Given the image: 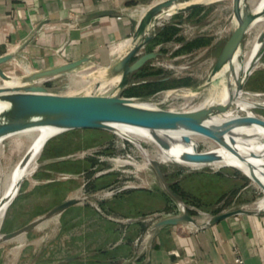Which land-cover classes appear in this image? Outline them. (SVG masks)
Masks as SVG:
<instances>
[{
    "label": "rangeland",
    "instance_id": "1",
    "mask_svg": "<svg viewBox=\"0 0 264 264\" xmlns=\"http://www.w3.org/2000/svg\"><path fill=\"white\" fill-rule=\"evenodd\" d=\"M263 4L264 0H244L245 10L260 9ZM222 6H226L223 16L228 24L235 21L231 0ZM221 40L218 48L194 49L157 48L154 40L135 58L149 52L162 54L148 60L124 89L122 73L113 74L110 66L94 63L44 84L56 94L121 93L137 103L154 99V107L175 111H194L208 101L221 103L226 88L229 94L264 106V17L244 36L235 58V76L226 66L211 84L195 91L211 74L224 47ZM0 66L15 80L37 72L25 70L20 61ZM251 111L264 119V107ZM24 135L0 141V200L5 197L7 176L33 144L32 137ZM215 148L210 140L199 139L200 153ZM164 150L159 142L137 144L105 129H71L52 136L41 150L38 168L21 181L4 213L0 264H125L141 257L154 228L167 218L189 216L192 222L184 219L165 225L199 226L220 213L261 209L257 203L264 192L243 170L170 161L164 159ZM71 199L76 202L55 211ZM41 219L49 220L46 226L41 222L24 231Z\"/></svg>",
    "mask_w": 264,
    "mask_h": 264
},
{
    "label": "crops",
    "instance_id": "2",
    "mask_svg": "<svg viewBox=\"0 0 264 264\" xmlns=\"http://www.w3.org/2000/svg\"><path fill=\"white\" fill-rule=\"evenodd\" d=\"M160 1L0 0V57L13 55L1 65L20 61L25 70L39 71L88 58L111 66L132 48L142 16ZM196 1L204 4L159 18L143 48L154 40L157 48H218L221 39L225 45L236 25L223 16L228 0H181ZM236 256L264 264V209L201 226L155 227L141 257L125 264H230Z\"/></svg>",
    "mask_w": 264,
    "mask_h": 264
},
{
    "label": "water",
    "instance_id": "3",
    "mask_svg": "<svg viewBox=\"0 0 264 264\" xmlns=\"http://www.w3.org/2000/svg\"><path fill=\"white\" fill-rule=\"evenodd\" d=\"M203 4L204 2L200 1L189 3L181 2V0H163L148 8L140 20L137 34L131 40L132 48H129L118 62L109 67L113 74L122 73L120 86L123 89L129 84L132 73L142 68L148 60L158 56L159 53L149 52L135 58L139 55L141 48L152 39L153 35L150 32L156 26L159 18L169 13L177 5L180 7L175 8L170 13L187 11ZM232 8L236 23L233 32L226 41L211 74L195 91H201L211 84L214 76L226 66L229 67L230 74L235 76V58L244 36L255 23L264 17V4L259 10H245L244 0H232ZM12 57L13 55L0 57V65ZM87 62L88 58H83L56 68L40 70L36 72L35 79L21 85H2L0 87V102L9 104V109L0 112V141L40 127H51L56 130L55 134L71 129H105L116 132L117 125L139 127L153 133L165 127L184 128L209 138L239 160L248 163L249 177L264 191V166L261 170L249 160V157L262 159L264 154L255 151H250L248 156L242 154L236 146L235 138L238 135L236 130L239 128L252 125H259L264 128V119L244 115L218 124L207 123L212 117L222 116L234 107L232 94L226 102L205 104L194 111H175L154 107V99L142 100V103L147 105L145 106L135 102L133 98L123 97L121 93L113 95L56 94L52 93L44 82L38 83V81L83 67ZM0 74L3 77L6 76L1 66ZM236 83L239 88L242 87V80L238 79ZM55 134L48 136L43 142V146ZM157 140L166 149L170 148L168 142L159 140V138ZM185 140L189 142L190 138L185 137ZM192 158L202 161L208 159L209 155L206 152H198L193 154ZM156 168L159 169V166L157 165ZM75 202L74 199L68 200L58 206L55 211H60ZM254 212L257 211L233 210L224 212L211 217L202 225L215 223L236 214ZM184 219L192 222V218L189 216L170 217L159 222L158 225L176 223Z\"/></svg>",
    "mask_w": 264,
    "mask_h": 264
},
{
    "label": "bare ground",
    "instance_id": "4",
    "mask_svg": "<svg viewBox=\"0 0 264 264\" xmlns=\"http://www.w3.org/2000/svg\"><path fill=\"white\" fill-rule=\"evenodd\" d=\"M179 7L180 5L173 7L170 10V12L174 11L175 8H179ZM170 12L167 14H170ZM89 63L90 62L85 63L83 67H86ZM36 76H37L36 72H34L28 78L21 79V80H15L13 79L14 76L6 75L5 77H3L0 74V79L3 81L4 86H10V85H18V83H21V84L28 83L30 80L35 79ZM229 96H230L229 90L225 88V90L222 93V101L223 102L228 101ZM233 96H234V107L222 116L220 115V116L212 117L211 119L207 121L208 124H218L219 122H223L228 119L241 116L242 111H245L247 115L256 116L251 111V108L256 107V106L264 107L262 105L249 102L243 99L241 95H238L236 93H234ZM139 104L147 106L144 103H139ZM206 104H212V102L208 101ZM7 109H9V104L0 102V112L5 111ZM236 131L238 132V135L235 137L237 141L236 146L237 148L241 150L242 154L248 156L247 154L250 151L260 152L264 154V128L263 127L259 125H252L248 127L239 128ZM250 132H253L255 134L250 133ZM55 133H56V130L51 127H40L36 129L27 130L19 134V135L26 134V136L29 135V137L31 136L33 139V142H32L33 144L30 143L32 145H31V148L29 147L30 148L29 153L25 155L26 157L22 159V161H20L15 166L14 170L6 178L7 187H6L5 195L3 194L5 197L4 198L2 197L3 199L0 200V227H1L3 216H4V213L7 207L12 202L13 200L12 198H14L17 194V191L19 189V184L28 175L33 174L38 168V165H39L38 158L43 148V142L46 140L48 136L53 135ZM116 133L122 136L123 138L129 139L133 142L135 141L137 144H139V141H142V140H147V141H151L154 143H158V140H157L158 138L159 140H164L168 142L170 144V148L163 151V156H164V159H167L170 161H178L184 164H188L190 166L211 165V166L220 167V166H225V165H232V166H235L243 170L248 176H250V171H249L250 168H249L248 163L239 160L236 156L232 155L226 149L220 147L219 145H216L209 138L203 135H200L198 133L191 132L184 128L165 127V128L158 130L156 133H153L151 131H147L146 129L139 128V127H133V126H128V125H117ZM185 137H189L190 141L187 142L185 140ZM199 139L210 140L212 143H214L217 146V148L215 149L204 151L206 152V154L209 155V158L206 160H202V161L195 160L192 158L193 154H196L199 152L198 151ZM249 160L253 162L254 164H256L259 167V169L261 170L263 169L262 167L264 166V158L255 159V158L249 157ZM158 161L154 162L156 167L158 165ZM257 207L261 208L260 210H262V208L264 207V198L258 201ZM47 221L42 220V221L33 223L30 226H28L26 229H24V231L29 230L30 228L36 226L37 224H40L41 222L44 224ZM12 236H14V234L9 235L8 237L6 236V237L11 238Z\"/></svg>",
    "mask_w": 264,
    "mask_h": 264
},
{
    "label": "built area",
    "instance_id": "5",
    "mask_svg": "<svg viewBox=\"0 0 264 264\" xmlns=\"http://www.w3.org/2000/svg\"><path fill=\"white\" fill-rule=\"evenodd\" d=\"M230 264H245V260L241 256H236L234 261Z\"/></svg>",
    "mask_w": 264,
    "mask_h": 264
},
{
    "label": "flooded vegetation",
    "instance_id": "6",
    "mask_svg": "<svg viewBox=\"0 0 264 264\" xmlns=\"http://www.w3.org/2000/svg\"><path fill=\"white\" fill-rule=\"evenodd\" d=\"M137 71H138V70H137ZM134 73H136V71H135ZM134 73H132L131 76H132Z\"/></svg>",
    "mask_w": 264,
    "mask_h": 264
}]
</instances>
